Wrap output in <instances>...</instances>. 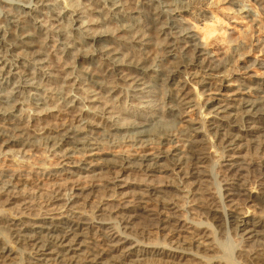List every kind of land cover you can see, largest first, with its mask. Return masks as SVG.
<instances>
[{"label":"bare ground","instance_id":"bare-ground-1","mask_svg":"<svg viewBox=\"0 0 264 264\" xmlns=\"http://www.w3.org/2000/svg\"><path fill=\"white\" fill-rule=\"evenodd\" d=\"M0 264H264V0H0Z\"/></svg>","mask_w":264,"mask_h":264},{"label":"rangeland","instance_id":"rangeland-1","mask_svg":"<svg viewBox=\"0 0 264 264\" xmlns=\"http://www.w3.org/2000/svg\"><path fill=\"white\" fill-rule=\"evenodd\" d=\"M42 178V177H41ZM43 179V178H42Z\"/></svg>","mask_w":264,"mask_h":264}]
</instances>
